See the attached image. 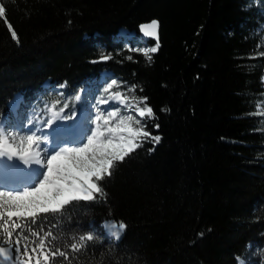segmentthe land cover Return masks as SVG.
Listing matches in <instances>:
<instances>
[{"label":"trees","instance_id":"trees-1","mask_svg":"<svg viewBox=\"0 0 264 264\" xmlns=\"http://www.w3.org/2000/svg\"><path fill=\"white\" fill-rule=\"evenodd\" d=\"M0 7V120L12 115L17 95L24 126L50 110L66 117L81 90L110 73L135 104L148 98L155 118L147 130L161 136L158 144L142 138L115 162L93 201L18 221L28 237L21 248L67 253L47 262L40 255V264H261L264 0H0ZM153 19L160 48L148 61L130 49L155 45L139 33ZM108 222L126 224L119 240L105 236Z\"/></svg>","mask_w":264,"mask_h":264},{"label":"snow or ice","instance_id":"snow-or-ice-1","mask_svg":"<svg viewBox=\"0 0 264 264\" xmlns=\"http://www.w3.org/2000/svg\"><path fill=\"white\" fill-rule=\"evenodd\" d=\"M2 13L4 9L0 7ZM159 21L153 19L150 22L139 25V31L144 37H150L155 40L154 46L142 47L138 50L147 58L152 60L149 53H156L160 48L159 42ZM12 38L18 41L15 31H12ZM106 61L111 59V55L104 56ZM127 59L131 60L129 56ZM116 84L112 80L108 87L104 89L108 92L112 85ZM63 87V85H61ZM135 85H132L128 90L134 91ZM143 89H141L142 91ZM114 98L120 99L121 93L113 94ZM80 100L81 97H76ZM124 100L129 99L124 97ZM147 97H143L141 103L144 107H136V119L129 114L119 119V122L112 126L109 117L116 116L121 112V108H100L101 113H106L103 117V125L99 124L95 130L91 129V135L87 136V142L80 146H60L59 150H53L51 130L53 128V120H44L39 126H35L34 121L28 122V127L23 125L18 129H12L16 133L23 132L20 136L21 144L17 148L11 144L6 136L8 129L0 125V156L8 154V159L19 155V158L25 165L35 163L44 167L46 161V171L43 173V178L32 189H26L22 192L0 191V228L3 229V242L0 243V264H31V258L36 255V264H40V255L44 256L45 262L49 260V255L55 257L57 254L68 259L67 253L59 249L49 248L47 253H37V245H33L29 250L28 244L25 243L21 248V238L27 241L22 230V225L18 221L24 220L25 225L28 223V218L32 223L36 222V217L40 214L49 212H60L65 206L73 201H93L99 195H103V187L99 183L106 176H111V170L115 166V162H123L124 159L136 148L142 146L140 138H151L155 143L161 140L160 135H152L147 130V125L143 124V118L147 116L149 119H154L155 114L150 106H147ZM101 104H108L110 100L101 99ZM123 106V101H121ZM67 107V105H64ZM161 111H168L167 108H162ZM79 109H74L65 119L77 118ZM101 115H96L95 120L101 121ZM47 126L48 130H44ZM154 127L159 129V124ZM45 143L43 146L40 141ZM112 236L119 237L126 224L123 222L117 225L116 223L105 224ZM21 230L17 232V230ZM16 236L13 241V236ZM32 236H37L36 231L31 232ZM201 235H203L201 233ZM92 240L93 236H81L80 240ZM7 245V247H5ZM14 245V252H13ZM82 245L73 243L71 248L78 250ZM39 247L45 248V241L39 240ZM28 257L25 261L22 258ZM243 264V261L240 262Z\"/></svg>","mask_w":264,"mask_h":264},{"label":"rangeland","instance_id":"rangeland-1","mask_svg":"<svg viewBox=\"0 0 264 264\" xmlns=\"http://www.w3.org/2000/svg\"><path fill=\"white\" fill-rule=\"evenodd\" d=\"M120 37L124 36L126 38H128L130 35H128L126 32H121ZM142 47H148L147 45H143ZM141 47V48H142ZM113 77L111 76L110 73H106L96 84L90 86V87H85L83 90H81V92L79 93V97H81L80 100H77V105H78V109H79V113L77 118L75 116H73L72 119H65V121L69 124H67L68 126H66L65 121L63 120V117L65 118L64 115H62L61 113H56L54 110H50L48 112V115L46 117L45 120H53V114H55V119L54 121H58L61 120L63 125V131H71V129H73L74 126V120L78 119V117L82 114L83 110L82 107L84 106V120L85 123L83 125L84 127V131H86L84 138H82L81 140H79L78 142H76L74 145L71 144H62L64 141H62L61 139L58 140V145H57V141H52V145L53 148H55V150H59L58 148L60 146H80L83 143L87 142V136L91 135V129L95 130L97 127V124H99V126L101 128L104 127L103 125V117L106 115V113H101L98 111V109L100 108H121V112L117 113L116 116H112L109 117L110 120V124L112 126H115V124H117L119 122V119L123 116L126 115H133L136 119H139L138 116L135 115L136 113V107H144L145 105L143 103L140 104H135L134 100L132 98V96L126 91V89L121 88L120 84L116 81V84L112 85V88L109 89L108 92H105L104 89L108 87V84H110L112 82ZM262 83H263V88H264V77L262 79ZM115 93H121V97L120 99H116L114 98L113 94ZM128 97L129 99L124 100V97ZM101 99H106V100H110V103L108 104H101L100 100ZM22 98L20 97L19 101L12 103L10 105V109L12 111V116L11 117H4L0 120V125H3L4 128L8 129V131H6V136L9 140V142L11 144H13V146L19 148L20 144H21V140H20V136L24 135L23 132L20 133H16L14 131H12V129H18L20 128L23 124H22V117L18 115V108H19V104L21 102ZM121 101H123V106L121 104ZM109 106V107H108ZM96 115H101L102 119L101 121L97 122L95 120ZM149 120V118L147 116H145L143 118V124H146V122ZM43 121H37L35 122V126H39ZM77 123V121H76ZM78 126V125H77ZM24 128H27L28 126H23ZM44 130H48L47 126H45ZM63 135V134H62ZM64 136H69L67 135V133ZM71 136V135H70ZM69 136V137H70ZM142 138H140L141 140ZM66 142V141H65ZM41 145L43 146V144L45 143V141L41 140L40 141ZM133 152V151H132ZM15 157V161L19 162V155L14 156ZM45 170L42 171L40 178H43V173ZM35 186L31 185L30 187H23V188H18L17 190L14 191H10L7 190L5 188H0V191H10V192H22L26 189H32ZM111 222L105 223V224H110ZM104 224V225H105ZM103 225V230L105 233V236L109 239V240H116V239H112L110 238L108 235V229L105 228Z\"/></svg>","mask_w":264,"mask_h":264},{"label":"bare ground","instance_id":"bare-ground-1","mask_svg":"<svg viewBox=\"0 0 264 264\" xmlns=\"http://www.w3.org/2000/svg\"><path fill=\"white\" fill-rule=\"evenodd\" d=\"M20 97L17 95L14 97L13 101L9 104V107L12 103L19 101ZM109 107V106H108ZM84 109L82 107V114L78 117V119L74 120V126L71 131H63V123L61 120H56L53 122V128L51 130L52 141H57L61 139L64 141L62 144H71L74 145L76 142L84 138L86 131H84ZM75 118V117H74ZM73 118V119H74ZM65 121V118L63 117ZM77 121V123H76ZM65 125L69 124L65 121ZM68 124V125H67ZM78 125V126H77ZM67 133L69 136H64ZM63 134V135H62ZM66 141V142H65ZM55 150V148H53ZM17 156V155H16ZM46 169V161H44V167L40 165H36L35 163H31L29 165H25L21 159L15 161V157L13 156L11 160L8 159V154L0 156V188H5L10 191L17 190L19 187H30L31 185L36 186L42 178H40L43 170ZM109 237L112 239L117 238L112 236L110 231L108 230ZM121 236V234H120ZM119 236V238H120Z\"/></svg>","mask_w":264,"mask_h":264},{"label":"water","instance_id":"water-1","mask_svg":"<svg viewBox=\"0 0 264 264\" xmlns=\"http://www.w3.org/2000/svg\"><path fill=\"white\" fill-rule=\"evenodd\" d=\"M139 33H140V31H139ZM159 34H160V27H159ZM140 35H141L145 40H147V41H154V42H155V40H153V39L150 38V37H144L142 33H140ZM103 61H104V60H101V61H99V62H103ZM8 264H11V262H8Z\"/></svg>","mask_w":264,"mask_h":264},{"label":"clouds","instance_id":"clouds-1","mask_svg":"<svg viewBox=\"0 0 264 264\" xmlns=\"http://www.w3.org/2000/svg\"><path fill=\"white\" fill-rule=\"evenodd\" d=\"M116 238L119 239V237ZM260 251L262 254H264V249H261ZM261 264H264V255H262Z\"/></svg>","mask_w":264,"mask_h":264}]
</instances>
